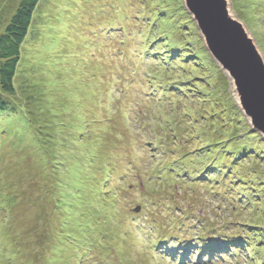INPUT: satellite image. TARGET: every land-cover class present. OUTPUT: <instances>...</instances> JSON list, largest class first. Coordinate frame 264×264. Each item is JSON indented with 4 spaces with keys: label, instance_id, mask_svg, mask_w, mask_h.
<instances>
[{
    "label": "rangeland",
    "instance_id": "374dc122",
    "mask_svg": "<svg viewBox=\"0 0 264 264\" xmlns=\"http://www.w3.org/2000/svg\"><path fill=\"white\" fill-rule=\"evenodd\" d=\"M22 1L0 0V36ZM186 1H40L16 92L6 98L10 111L0 118V264L14 262L6 257L13 245L30 264H39L40 251L42 264H258L250 256L264 258L259 245L219 256L225 261L203 246L214 238L221 248L243 236L249 222L264 230V199L241 203L246 180L264 182V135ZM225 1L264 64V0ZM184 12L186 31L180 27L173 45L155 49L154 20L175 22ZM201 145L209 148L193 155ZM187 152L192 181L166 185ZM238 186L229 191L238 198L217 201L219 192ZM178 217L183 224L172 225ZM179 241L203 252L180 263L171 254Z\"/></svg>",
    "mask_w": 264,
    "mask_h": 264
},
{
    "label": "trees",
    "instance_id": "16d2710c",
    "mask_svg": "<svg viewBox=\"0 0 264 264\" xmlns=\"http://www.w3.org/2000/svg\"><path fill=\"white\" fill-rule=\"evenodd\" d=\"M40 1L41 0H23L21 2V5L18 8L16 14L13 16L10 24L8 25L7 29L0 36V118L4 117L5 114L10 111V104L7 102L6 98H7V96L14 95L16 92L15 91V79L17 76L18 67L21 63L22 48H23V45L29 36L31 26L33 23L34 13H35ZM188 18H189V15L186 12H184V14L181 16V18L177 19V21H175V22H169V20H167L166 22L165 21H158L159 19L154 20V22L156 21L159 28H160L159 35L157 36V38L152 39L153 44L155 46V49H157V47H159L161 45H166V44L168 45L169 43H172V45H173L174 43L172 42V40L176 39L179 36L178 33L180 31V27L182 30L186 31V29H185L187 27V25L185 26L186 20H183V19L188 20ZM162 20H164V19L162 18ZM163 35L165 37H168L167 40L165 39V37L164 38L161 37ZM172 45H169V47H171ZM165 51L167 52L168 48H166ZM172 51L178 52L179 50L177 51V49H174ZM181 51H180V54H181ZM156 54H160V51H157ZM184 56H185V54H184ZM179 57H181V55H177L178 59H179ZM200 140L204 142V139H200ZM211 143H212V141H211ZM152 146H153V149L155 150V152H161V150H160L161 148H159L158 145H152ZM207 147H208L207 145L205 147H202V145H201V146H198L197 149H195L191 152L193 155H195V152H197V153L201 152L198 154H202L203 152L206 151L205 148H207ZM188 148H190V147H188ZM198 149H200V150H198ZM191 152L184 153L183 155H181L182 158L178 160V163H176V164L174 163V165H176L177 168H175V169L172 168V172H173L172 178L167 174V179H166V183H165L166 185H168L170 187H174L175 184L177 185L176 182H178L179 185L183 186L185 184L190 183V181H192L193 175L190 173V167L194 168V166H193L194 160L192 161L191 157H189V153H191ZM248 152H250V151L248 150ZM157 155H159V153ZM243 155H244V150L241 154L238 155V157L243 156ZM184 172L188 173V175H189L188 179H186V177L183 175ZM213 172L215 173V171H213ZM203 179L205 182H208V179H205V177H203ZM243 182H245V181H243ZM246 182L250 183V184H247V186L244 184V188H242L244 190L243 197H245V198H243L244 201L241 202L243 205L244 204L246 206L252 205L251 199H253V198L254 199H261V200L264 199V196L259 195V193L264 195V184H262L264 182L261 180L260 177L257 176L256 179L246 180ZM238 190H240V186H238L237 188L232 187V188L224 191V193H223V191L219 192L217 194L218 195L217 201L223 203V201H226L228 199L235 200L234 198L235 197L238 198L239 193L234 196V195H230L229 191H233L236 193ZM227 203L229 204V202H227ZM168 207H169L168 209H171L170 208L171 206H168ZM238 207H240V206H238ZM176 209L178 210L179 208H176ZM248 209H249L248 211H250L252 208L248 207ZM165 214L168 218H169V216H171L170 214H167V211ZM179 221H181V223L183 224L184 218L179 219V217H178L175 220L170 219V222L172 223V225H174L175 222H179ZM243 226L248 227V230L245 231L243 236H237L235 239H233V241H230L229 243L221 244V246H222L221 248H219L220 244L218 245L219 240H216L214 238H212V239L210 238V239H208L207 244L203 245L204 248L212 251L213 252L212 255L213 256L215 255L216 259L220 258V260H223V258H221L219 256L223 257V256H226L228 254H235V253L238 254L239 252H243V251L248 252L255 245H259L258 247H260V249H261V247L264 246V241L261 244L258 243V241L263 240V238H264V230H263L261 223L256 225V223H254V222H249L248 224H245ZM215 227H217V226H214L212 228L210 227V230L214 229ZM182 230L184 231V229L180 228V231H182ZM205 233L206 232H199V234L202 236L208 235ZM177 244H180V248L176 249L171 254H173V256L178 257L180 263L188 262V260H190L191 257L196 259L198 256L197 253L203 252V251H198V250L195 252H191L192 248H195L192 241H188V242L179 241V243H177ZM13 246H14V249L18 252L17 248H15V245H13ZM160 246L158 244L156 248L159 251H162L160 249ZM242 248H243V250H242ZM7 249H8V252H6V257L14 256L13 259H15L14 262L11 261L8 264H17L18 261H21V264H30L29 261H27L26 263L24 262V258H22L21 255H19V252H18V254H15L14 249H10L9 246H7ZM198 249L202 250L200 248H198ZM57 252L58 251L55 250V253H57ZM45 254H46L45 252L40 251V254L37 255L36 260H38L39 264L43 263V261H44L43 256ZM260 257L261 258H259V256H257V258H256V256L255 257L250 256V258L253 259L255 262H257L258 264H264V258L262 256H260ZM207 258H208V262L211 263V260H213V257L212 258L207 257ZM44 259L47 260V259H50V257L47 259L44 257ZM220 260H218V261H220ZM223 261H225V260H223ZM213 262H215V261H213Z\"/></svg>",
    "mask_w": 264,
    "mask_h": 264
},
{
    "label": "water",
    "instance_id": "95a60500",
    "mask_svg": "<svg viewBox=\"0 0 264 264\" xmlns=\"http://www.w3.org/2000/svg\"><path fill=\"white\" fill-rule=\"evenodd\" d=\"M216 62L235 80L241 106L264 135V64L239 22L229 17L225 0H187Z\"/></svg>",
    "mask_w": 264,
    "mask_h": 264
},
{
    "label": "bare ground",
    "instance_id": "6f19581e",
    "mask_svg": "<svg viewBox=\"0 0 264 264\" xmlns=\"http://www.w3.org/2000/svg\"><path fill=\"white\" fill-rule=\"evenodd\" d=\"M239 97V96H238ZM39 218V217H38ZM32 224V223H31Z\"/></svg>",
    "mask_w": 264,
    "mask_h": 264
}]
</instances>
